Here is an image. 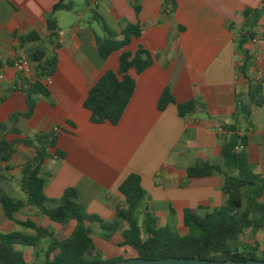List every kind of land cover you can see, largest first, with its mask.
Masks as SVG:
<instances>
[{"label": "crops", "instance_id": "crops-1", "mask_svg": "<svg viewBox=\"0 0 264 264\" xmlns=\"http://www.w3.org/2000/svg\"><path fill=\"white\" fill-rule=\"evenodd\" d=\"M72 1L71 11L55 13L60 45L48 95L32 97L36 103L33 115L18 120V134H8L6 139L58 130L56 146L64 157L48 159L43 165L44 172L51 175L45 179L48 199L58 200L65 189L75 188L87 213L111 220L122 203L119 186L130 174H137L144 193L141 214L153 216L162 226L178 223L183 230L185 211L203 213L225 202L223 175L188 178L187 169L197 161L218 159L226 137L218 129L222 124H235L237 103L246 99L249 80L260 73L258 63L250 58L236 75L234 66L240 51L235 41L243 22L242 10L264 8V0H79L78 5ZM58 2L0 0V123L9 126L12 114L27 111L20 91L23 83L10 64L21 53L16 49L17 40L29 32L45 37V20ZM133 6L139 7L138 15ZM92 10L104 19L117 40L126 23L143 25L142 41L159 56L157 64L137 77L129 104L115 126L91 123L90 112L83 107L89 89L118 65V53L106 60L98 54L96 38L103 34L100 24L91 21ZM260 20L254 30L259 36L264 30ZM136 43L128 49H134ZM248 49L264 58L263 43ZM258 85L260 98H264V79ZM164 89L169 90L174 104L159 111L157 103ZM188 100L200 101L205 111L179 117L176 104ZM237 123L238 134L246 138L251 171L264 178V104L253 106L249 119ZM28 155L27 149L18 146L8 164V175L16 179L19 165ZM19 193L15 188L17 198ZM23 209L34 211L46 225L32 220L36 224L47 229L51 226L37 210ZM60 225H68L58 229L64 239L75 223ZM121 240L112 238L107 241L109 246L98 240L96 247L106 258H133L130 248L119 246ZM26 250H22L23 256L30 253Z\"/></svg>", "mask_w": 264, "mask_h": 264}, {"label": "trees", "instance_id": "trees-1", "mask_svg": "<svg viewBox=\"0 0 264 264\" xmlns=\"http://www.w3.org/2000/svg\"><path fill=\"white\" fill-rule=\"evenodd\" d=\"M168 2L164 4V10ZM72 9V0H59L45 20V37L29 32L17 40L16 49L33 63L35 75L34 81L23 85L20 90L25 95L27 111L12 114L9 126L0 123V207L8 221L31 230L33 235L0 233V264H28L23 253L15 250V247L35 251L43 239L47 241V248L39 264H107L123 260L107 259L95 250L93 227L97 228L105 241H109L119 231L122 239L119 246L130 248L134 253L133 258L264 261V246L261 247L255 241L244 242L246 231L254 232L264 228V178L252 173L245 152L246 138L238 134L236 126L239 125L238 120L246 122L249 119L253 106L264 104L258 84L250 85L246 99L238 102L235 124L220 126L226 137L218 159L212 163L197 161L187 169L188 178L223 175L226 199L222 206L211 211H185L181 221L183 233L170 226L159 225L147 213L141 214L144 193L137 174H130L119 186L122 203L115 209L111 220L87 213L79 200L77 189L71 187L65 189L61 197L54 201L57 204L55 207H47L51 200L44 195V187L46 177L51 175L44 172L43 165L48 159L60 160L64 157V153L56 146L58 133L52 130L38 132L32 137L10 141L6 136L18 134L15 129L18 120L28 119L33 115L36 104L33 96L48 95V88L41 79L52 78L57 70L59 27L55 13L69 12ZM263 9L242 10L243 22L235 42L237 49L244 53L245 60L251 58L248 47L251 45L250 39L256 34L254 30ZM133 10L138 15L139 7L133 6ZM91 21L100 24L103 34L96 38L99 56L106 60L113 53H118V65L116 71H106L89 89L83 107L90 112L91 123H110L115 126L129 104L137 77L157 64L159 56L142 41L144 27L140 23H126L119 34L121 39L117 40L114 31L94 10L91 11ZM133 41L137 43L134 49L129 50ZM169 104H174V99L169 90L164 89L157 108L163 111ZM176 110L178 116L184 118L199 110L205 111V106L198 100H188L176 104ZM18 146L27 149L29 155L19 165V175L14 183L7 171ZM15 186L22 198L13 197ZM25 207L37 210L51 223L66 224L73 221L75 226L66 238L58 240L47 228L32 220L16 219L15 215Z\"/></svg>", "mask_w": 264, "mask_h": 264}, {"label": "rangeland", "instance_id": "rangeland-1", "mask_svg": "<svg viewBox=\"0 0 264 264\" xmlns=\"http://www.w3.org/2000/svg\"><path fill=\"white\" fill-rule=\"evenodd\" d=\"M75 1V0H74ZM76 3H77V5H78V3L79 2H81V1H79V0H76L75 1ZM261 22H264V18H262L261 20H260ZM15 180L16 179H14L13 178V182L15 183ZM15 188H17V186H15ZM20 192V191H19ZM19 195H20V198H21V194L19 193ZM17 196L18 195H15V193H14V196L13 197H16L17 198ZM49 200H51L50 202H48L47 203V207H49V208H53V207H55L57 204H55V199H49ZM57 201V200H56ZM15 217H16V219H18V220H26V219H30V220H34V221H36V222H39L40 220H38L39 218V215L38 214H36L34 211H28V209H22L21 211H19V213H17L16 215H15ZM175 221L176 222H178V221H180V220H177V217H175ZM174 221V222H175ZM41 222V221H40ZM171 222V221H170ZM169 222V223H170ZM41 223H43V224H45L44 222H41ZM178 223H176V224H168V226L170 225V227L173 229V230H175V231H178V232H184V230H182V228L181 229H179L181 226L180 225H177ZM46 225V224H45ZM65 226H68V225H65ZM65 226H62V225H60V224H56V223H52L51 224V226H48V229L50 230V232L52 231L53 233H54V236L56 237V239H61V238H63V237H65V236H63V233H62V231H58V229L59 228H65ZM93 229H94V232H93V243H94V240H95V242L96 243H94V248H95V250L97 251L98 249H97V244H98V240H99V242L101 243V245H105L106 246V244L109 246V244L107 243V241L105 242V240L104 239H102L101 238V236H100V234H99V231L97 230V228L96 227H93ZM179 229V230H178ZM262 230V229H261ZM260 230H258V231H254L255 233L254 234H252V233H249L248 231L246 232V235H245V239H244V242H254L255 240L257 241V242H259V244L261 245V247H263L264 246V231H260ZM252 232V231H251ZM257 232V233H256ZM0 233L1 234H11V233H20V234H22V235H33V232L31 231V230H29V229H25V228H23V227H21V226H19V225H17V224H15L14 222H11V221H8L5 217H4V215H3V213H2V211L0 210ZM71 232H68L67 233V235H69ZM66 235V236H67ZM100 237V238H99ZM121 237V235H120V232L119 231H117V232H115L113 235H112V237H111V239L113 238L114 239V241H116V240H118V238H120ZM46 248H47V241L46 240H42V241H40V243H39V246L35 249V251H32L31 249H29V250H26L25 252H30V253H24V256H25V259L27 260V262H28V264H39L41 261H42V259H43V255H44V252H45V250H46ZM15 250H17V251H20V252H22V250H24L23 248H21V247H15ZM99 252H101L100 250H98ZM37 253V255H36V253ZM23 253V252H22ZM102 255H103V253H101ZM133 254V253H132ZM123 256H125V257H131V256H127V254L126 253H124V255ZM104 257V256H103ZM106 258V257H105ZM107 259H113V258H107Z\"/></svg>", "mask_w": 264, "mask_h": 264}, {"label": "built area", "instance_id": "built-area-1", "mask_svg": "<svg viewBox=\"0 0 264 264\" xmlns=\"http://www.w3.org/2000/svg\"><path fill=\"white\" fill-rule=\"evenodd\" d=\"M251 45L253 44H264V30L261 32V36L255 34L250 39ZM57 44L60 45V40L57 41ZM251 58L253 61L258 63L259 65V74L253 76L249 80L250 85H257L260 84L264 79V58L259 53H252L251 52ZM245 61V56L243 52H240V54L237 57V60L235 62V73L238 76L240 74V70L243 67ZM11 67L15 70V72L18 74V76L21 78V81L23 85L32 83L34 81V67L33 63L22 53L17 54L12 60H11ZM41 82L45 86H49L52 82L50 77L42 78ZM239 105V103H237ZM54 131H58L57 129H54ZM219 132H224L221 128L218 129ZM225 133V132H224ZM241 149V148H240Z\"/></svg>", "mask_w": 264, "mask_h": 264}, {"label": "water", "instance_id": "water-1", "mask_svg": "<svg viewBox=\"0 0 264 264\" xmlns=\"http://www.w3.org/2000/svg\"><path fill=\"white\" fill-rule=\"evenodd\" d=\"M107 264H264L262 260H246V261H219V260H201L199 258H164L158 260H145L142 258H131L127 260H120L110 262Z\"/></svg>", "mask_w": 264, "mask_h": 264}]
</instances>
